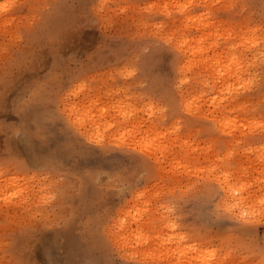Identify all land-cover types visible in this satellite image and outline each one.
<instances>
[{"label":"clouds","instance_id":"obj_1","mask_svg":"<svg viewBox=\"0 0 264 264\" xmlns=\"http://www.w3.org/2000/svg\"><path fill=\"white\" fill-rule=\"evenodd\" d=\"M25 72L47 87L25 89ZM229 80L255 84L229 96ZM81 109L111 122L107 154L74 127ZM0 119V264H264V127L250 128L264 125V0H0ZM180 121L207 152L165 131ZM161 132L167 160L143 142Z\"/></svg>","mask_w":264,"mask_h":264},{"label":"rangeland","instance_id":"obj_2","mask_svg":"<svg viewBox=\"0 0 264 264\" xmlns=\"http://www.w3.org/2000/svg\"><path fill=\"white\" fill-rule=\"evenodd\" d=\"M194 20V19H193ZM193 20H191V21H193ZM187 21V20H186ZM188 22V23H190V24H196L197 25V27H190L189 28V31H192V32H195V31H197L198 30V28H199V26L201 25V24H203V22H205L206 23V21H201L200 22V24H199V22L197 23V21H193V22ZM186 22V23H187ZM199 24V25H198ZM237 43H239V41H237ZM195 51V49L193 50V52ZM196 53H195V55H197V56H199V53L197 52V51H195ZM205 59H206V57H204ZM238 66V65H237ZM221 70H223L222 69V67L221 68H218L217 69V71L219 72V71H221ZM23 79H24V81H25V83H24V87H25V89H32V90H34V91H37V92H42L46 87H47V83L44 81V80H31V79H29L28 78V73L27 72H25L24 74H23ZM231 85V81L229 80L227 83H225V87H226V89L227 88H229V86ZM224 87V88H225ZM238 87V86H237ZM225 92H227V90H225ZM21 95H23V93H21ZM194 102V103H193ZM186 104V105H185ZM190 106V107H189ZM25 107V104H20L19 105V108H24ZM182 107H183V110H184V112H185V114H191V117H190V119H191V121L193 122V123H195V122H197V121H199V119H200V116L202 115L201 114V111H200V108H201V106H200V104L197 102V101H192V103H191V105L189 104V101H185V102H183V104H182ZM86 111V109H81L80 110V112H81V114H80V116L78 117V120L80 121V122H82V118H83V122H82V124H84V125H82L80 122V124L78 123V124H74V127L78 130V131H84L85 132V134H86V137H87V139L88 140H93V141H98L99 143H100V145L103 147V151L105 152V154H107V152L110 150V148L112 147V145L111 144H109V145H105L104 144V138H105V134H106V132H108V131H110L111 129H110V126L109 127H107V125L108 124H111L110 123V121H107V120H100L99 118H93V117H91L92 115H91V113H88L87 111ZM159 111L160 112H163L164 111V107H161L160 109H159ZM87 113L86 115L88 116H86L89 120H91L92 121V119H95V125L96 126H99L100 125V127L99 128H96L95 126H94V124H91V122H89V120L84 116L85 115V113ZM84 113V114H83ZM13 115H15V113H13ZM121 115H123V113L121 114ZM84 118H86V120L84 119ZM90 118H92V119H90ZM88 120V121H87ZM229 121H231L232 122V130L233 131H235L236 130V123H235V121H232V120H229ZM87 122V123H86ZM89 122V123H88ZM7 122L6 121H4V120H2V119H0V128H2V127H4V125L6 124ZM105 123H108L107 125L105 124ZM91 125H93L94 127H92ZM87 126V127H86ZM103 126H104V128H105V126H106V129H104L103 128ZM89 127H92V128H94L95 130L94 131H89L88 130V128ZM175 130V131H174ZM177 130V131H176ZM125 131H126V133L129 131L128 129H125ZM165 131L168 133H170L169 135L171 136V137H173V139L175 140V142L177 143V144H179L180 146H181V148L182 149H185V150H195L196 152H199V153H201V154H203V153H205V152H207L208 151V148H206V144H208L209 143V141H207V140H204V138L202 137V135H201V131L202 130H200V129H196V128H194V127H192V126H188L187 127V130H185V124H184V122L183 121H180V122H178V123H176L173 127H168V128H166L165 129ZM172 131H174L173 133H172ZM102 133V134H101ZM133 133H135V132H133ZM133 133H131V134H133ZM162 133V132H161ZM160 133V134H161ZM38 135H40L42 138L46 135V132H45V130L44 129H40V130H38V133H37ZM99 134H101L100 136H99ZM136 134V133H135ZM135 134H133V135H135ZM159 134V135H160ZM98 135V138L96 137ZM144 135H146L145 136V138L147 139V138H149V139H151V135L149 136L147 133H145ZM161 135H163V136H161ZM160 136L161 137H163V138H161L160 136H159V139H156L157 137H155V136H153L152 138H154V139H151V142H147L146 141V139H144L145 140V142H144V145H146V147L147 146H152L151 148V151L153 152V155L156 157L157 156V154H158V157L160 158H162L161 160H167L168 159V156H169V154L173 151V149H172V147L168 144V143H166V142H163L164 141V133H162ZM102 136V137H101ZM103 136H104V138H103ZM99 137H100V140H98L99 139ZM144 138V137H143ZM161 138V139H160ZM148 139V140H149ZM158 141L157 143L155 142V141ZM161 140V141H160ZM184 141H187V143L185 144L184 143ZM153 142V143H152ZM120 143H121V147H124V148H126L128 145H127V141L122 137L121 138V141H120ZM139 143V142H138ZM146 143H148V144H146ZM152 143V145H149V144H151ZM154 144H156V148H157V150H156V148L154 147ZM157 144L158 145H160L159 146V148H158V146H157ZM138 146V144L137 145H133V147H137ZM66 147L67 148H69L70 150H71V148H72V146L69 144V145H66ZM168 147V148H167ZM154 148V149H153ZM164 148V149H163ZM159 149V150H158ZM156 150V151H155ZM155 151V152H154ZM161 151H162V153H164V155L161 153ZM167 151H168V153H167ZM156 153V154H155ZM165 153H166V155H165ZM152 154V153H151ZM162 156H161V155ZM82 156H84L85 154H81ZM153 156V157H154ZM154 157V158H155ZM170 163V165L174 168V170L175 171H178V172H180V173H183V174H186V175H191L192 173L189 171V169L191 168L193 171H199L200 170V168H199V165H200V161L199 160H195V161H185V160H180V159H177L176 161H174V162H172V161H170L169 162ZM209 163H211L210 161H209ZM176 165V166H175ZM211 167L212 168H215L216 166H215V164H211ZM244 184L242 183L241 184V187L238 189V191H244V190H246V188L245 187H242ZM242 188V189H241ZM245 188V189H244ZM48 197H54V193H51V192H44V193H42V199H47ZM47 200H51V199H47ZM137 211L138 212H140V215L142 216L143 215V212H142V210H140V209H137ZM133 216H136V213L134 212L133 213ZM137 219H139V217H137ZM121 222H123L122 223V226H128L127 227V232L125 233L126 235H127V233L128 232H131L132 231V228L134 227V224L131 222V221H129L128 220V218L127 217H121ZM139 236H141V238L139 237ZM169 236H171V237H173V238H175V236H176V233L175 232H169ZM133 238L134 239H136L137 241H140V240H147L148 239V234L147 233H145L144 231H142V230H137V231H135V233H134V236H133ZM165 244H170V241H165L163 238H162V240H161V245L162 246H164ZM181 249H183V245H181L180 246V248L179 249H176V252H177V257H178V259H182L183 257H181V256H179V251L181 250ZM185 252H186V254L189 256V258H191V256H192V254H191V252H188L187 251V249H183Z\"/></svg>","mask_w":264,"mask_h":264},{"label":"snow or ice","instance_id":"obj_3","mask_svg":"<svg viewBox=\"0 0 264 264\" xmlns=\"http://www.w3.org/2000/svg\"><path fill=\"white\" fill-rule=\"evenodd\" d=\"M186 7V5H185ZM233 62H235L236 58L233 57ZM216 63H219V61H216ZM228 67H231V65H228ZM134 72H135V69L134 67H129L127 69H125L123 72H122V75H124L125 77H131L134 75ZM255 84V81L254 80H247L245 83H242L241 85H239L238 88H233L231 85L229 86L228 90H227V94L229 96H231L234 92H237L239 90H242L246 87H251ZM86 87V83L85 82H82L81 84H79V86L77 87V89H75L74 91L75 92H79L81 90H83L84 88ZM192 101L190 100L189 101V104L191 105ZM117 111H122L120 108H117ZM123 115H127L128 113L127 112H123ZM223 123V126L225 128H228V127H232V122L231 121H225V122H222ZM237 126V125H236ZM215 125H210L209 128H208V131L209 132H212L215 130ZM264 127V125H260L259 123H256V122H253L251 125H250V128H251V134L252 135H255L256 131L260 128ZM234 152H229V155H228V158L231 160L232 156H233ZM261 160H264V153H261ZM54 197H48L47 199H53ZM46 199V200H47ZM173 227H175L173 225ZM44 264H52L51 261H45Z\"/></svg>","mask_w":264,"mask_h":264},{"label":"bare ground","instance_id":"obj_4","mask_svg":"<svg viewBox=\"0 0 264 264\" xmlns=\"http://www.w3.org/2000/svg\"><path fill=\"white\" fill-rule=\"evenodd\" d=\"M186 20H187V19H186ZM192 20H193V19H192ZM194 20H195V19H194ZM194 20H193V21H194ZM187 21H188V20H187ZM187 21H186V22H187ZM193 21H191V22H193ZM195 21H196V20H195ZM188 22H190V21H188ZM188 22H187V23H188ZM197 23H198V22H197ZM201 23H202V22H201ZM203 23H205V22H203ZM199 24H200V22H199ZM199 24H198V25H199ZM195 51H196V50H195ZM195 51H194V54L196 53ZM221 67H222V69H223V64H222ZM221 71H222V70H221ZM217 72H218V71H217ZM219 72H220V71H219ZM224 87H225V86H224ZM225 90H228V88L226 89V87H225V88H224V91H225ZM193 103H194V102H193ZM185 105H186V104H185ZM189 107H190V106H189ZM86 111H87V110H86ZM86 111H85V112H86ZM85 112H84V113H85ZM87 112H88V111H87ZM84 113H83V114H84ZM88 113H89V112H88ZM86 114H87V113H85V115H84L85 117L88 115V114H87V115H86ZM121 114H122V113H121ZM87 117H88V116H87ZM87 117H86V118H87ZM91 117H92V116H91ZM86 118H84V119L86 120ZM80 119H81V118H80ZM80 119H79V120H80ZM87 119H88V118H87ZM90 119H92V118H90ZM88 120H89V119H88ZM88 120H87V121H88ZM92 120H93V119H92ZM79 122H80V121H79ZM82 122H83V118H82ZM82 122H80V123L82 124ZM89 122H91V120H89ZM89 122H88V123H89ZM80 123H79V124H80ZM83 123H84V122H83ZM86 123H87V122H86ZM110 123H111V122H110ZM81 124H80V125H81ZM91 124H92V123H91ZM105 124L107 125L108 123H105ZM82 125H84V124H82ZM91 126H92V127L95 126L96 128H99V127H100V125H99V126H96L95 124H94V126H93V125H91ZM109 126H110V124L107 125V127H109ZM92 127H89V128H92ZM103 128H104V126H103ZM104 129H106V126H105ZM174 131H175V130H174ZM174 131H172V133H173ZM176 131H177V130H176ZM125 132H126V131H125ZM162 133H163V132H162ZM162 133H161V134H162ZM101 134H102V133H101ZM101 134H99V136H100ZM133 134H135V133H133ZM133 134H132V135H133ZM147 134H148V133H147ZM159 134H160V133H159ZM161 134H160V135H161ZM168 134H170V133L168 132ZM148 135H149V134H148ZM160 135H159V136H160ZM145 136H146V135L143 136V137H144V138H143V142H145V140H144V139H146ZM149 136H150V135H149ZM161 136H163V135H161ZM161 136H160V137H161ZM96 137L98 138V135H97ZM101 137H102V136H101ZM152 137H153V136L151 135V139H154L156 136H155L154 138H152ZM103 138H104V136H103ZM121 138H122V137H121ZM123 138H124V137H123ZM161 138H163V137H161ZM161 138H160V139H161ZM148 139H149V138H147L146 141H147V142H151V139H149V140H148ZM156 139H157V138H156ZM98 140H100V137H99ZM160 141H161V140H160ZM155 142L157 143L158 141L156 140ZM152 143H153V142H152ZM152 143L149 144V145H152ZM146 144H148V143H146ZM155 146H156V144H154V147H155ZM157 146H158V148H159L160 145L157 144ZM145 147H146V145H145ZM147 147H148V146H147ZM147 147H146V148H147ZM151 147H152V146H151ZM160 147H161V146H160ZM155 148H156V147H155ZM167 148H168V147H167ZM151 149H152V148H151ZM153 149H154V148H153ZM163 149H164V148H163ZM156 150H157V148H156ZM156 150H155V151H156ZM158 150H159V149H158ZM155 151H154V152H155ZM151 153H152V155H153V152H152V151H151ZM161 153H162V151H161ZM167 153H168V151H167ZM155 154H156V153H155ZM162 154L164 155V153H162ZM160 155H161V154H160ZM165 155H166V153H165ZM153 156H154V155H153ZM157 156H158V154H157ZM161 156H162V155H161ZM154 157H155V156H154ZM160 159H162V158L160 157ZM175 166H176V165H175ZM242 187H245V185H243ZM241 189H242V188H241ZM244 189H245V188H244ZM239 190H240V189H239ZM122 223H123V222H122ZM139 237L141 238V236H139Z\"/></svg>","mask_w":264,"mask_h":264}]
</instances>
